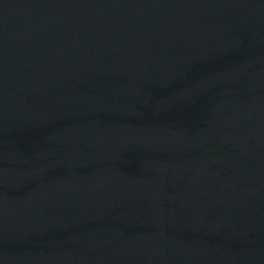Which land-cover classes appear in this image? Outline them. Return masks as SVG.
<instances>
[{"label":"water","instance_id":"water-1","mask_svg":"<svg viewBox=\"0 0 264 264\" xmlns=\"http://www.w3.org/2000/svg\"><path fill=\"white\" fill-rule=\"evenodd\" d=\"M0 264H264V0H0Z\"/></svg>","mask_w":264,"mask_h":264}]
</instances>
